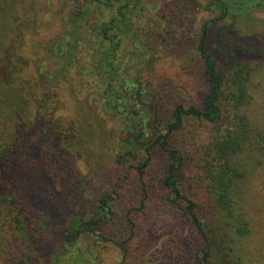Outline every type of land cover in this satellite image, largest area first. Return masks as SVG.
<instances>
[{
    "label": "trees",
    "instance_id": "16d2710c",
    "mask_svg": "<svg viewBox=\"0 0 264 264\" xmlns=\"http://www.w3.org/2000/svg\"><path fill=\"white\" fill-rule=\"evenodd\" d=\"M45 1L50 6V0ZM36 3L0 0V264H36V257L45 251L47 220H51L49 225L60 222L62 238L57 242L72 245L113 217V203L107 195L99 199L91 220L71 214L66 196L58 197L47 185L34 160L40 139L30 141L29 109L50 128V142L69 135L68 140L76 139L74 132L82 133L79 122L63 128L65 119L58 113L63 110L65 95L73 104L82 103L80 107L93 104L87 106L97 112L86 119L95 128L100 126L99 113L122 123L121 137L125 139L115 161L123 169L130 160L136 163L134 155L141 151L144 159L134 171L144 195L153 164L152 148L163 150L168 162L163 187L174 202L182 204L190 229L201 242L194 264H249L245 245L252 228L247 184L256 169L264 170V127L254 123L252 106L264 96V67H251L231 55L225 71H219L206 50L204 27L196 54L207 92L199 107L172 102L165 122L157 111L165 89L158 87L150 95L138 74H130L129 64L134 61L130 56H138L151 72L156 66L151 41L156 34L145 25V0H57L53 13L57 31L43 43L42 54L33 59L34 77L25 72L24 79L18 75L28 63L7 42L13 35L23 46L28 28L38 22L31 9ZM24 4L28 9L24 7L23 13ZM217 38L224 47L233 46L221 31ZM126 95L133 103L132 118L118 107L120 97ZM148 122H152V130L147 128ZM190 124L203 129L204 144L191 143L195 134L185 133ZM185 134L192 141L179 151L173 142ZM83 135L89 148L97 144L90 134ZM186 169L193 173L204 218L197 214V203L182 193L180 178Z\"/></svg>",
    "mask_w": 264,
    "mask_h": 264
},
{
    "label": "rangeland",
    "instance_id": "374dc122",
    "mask_svg": "<svg viewBox=\"0 0 264 264\" xmlns=\"http://www.w3.org/2000/svg\"><path fill=\"white\" fill-rule=\"evenodd\" d=\"M145 3L148 6L145 25L156 34L151 39L156 66L151 72L138 56H130L134 60L129 64L130 74L133 77L138 74L144 85H148L150 95L158 87L165 89V97L157 108L158 116L165 122L168 121L172 102L199 107L207 92L196 54L198 38L204 27L206 50L219 71H225V63L231 55L251 67H264L263 23H251L242 16L236 19L219 18L218 11H212L213 7L207 8L209 0H145ZM56 4L57 0H50V6L45 0H37L31 9L38 22L28 28L30 33L25 36L23 46L13 35L7 42L9 46L13 45L15 54L24 57L28 63L19 77L26 79L25 72L34 77L33 59L38 53L42 54L43 43L57 31L53 14ZM24 7L28 9L24 4L20 9L23 13ZM219 31L231 40L233 46L224 47L218 42ZM122 97L118 107L131 117L132 100L128 95L124 99ZM70 100L65 95L63 110L58 114L65 119L64 129H68L71 123L79 122L82 133L74 132L76 139L68 140L69 135L68 139L50 142V128L36 119L29 109L32 113L30 141L40 139L34 160L47 185L58 197L66 196V207L71 214L91 220L94 207L105 195L112 200L114 214L111 220L81 235L78 243L72 245L57 242L62 238L60 222L49 225L51 220H47L43 236L45 251L36 257V264H194L195 252L201 242L190 229L182 204L174 202L163 187L162 178L168 163L163 150L158 146L152 148L153 164L148 170L147 193L144 195L134 171L139 166L138 162L142 164L144 159L141 160V151L134 155L136 163L130 160L123 169L115 161L117 152L121 150L119 144L125 139L121 137L122 123L98 112L100 126L95 128L86 119L92 111L97 112V109L90 110L87 106L93 104L85 103L87 107H80L82 103L74 105ZM252 118L256 125L264 127V96L252 106ZM135 124H138L136 120ZM152 126V122H148L147 128L152 130ZM186 129L185 133L192 131L195 138L192 141V136L190 138L185 134L182 139H175L173 144L177 150H185L186 142L192 141L193 145L206 142L205 132L196 124H190ZM86 133L97 140L95 146L91 144L89 148L83 135ZM260 169H256L247 184L252 228V236L245 245L249 264H264V170ZM192 176L190 169L183 171L180 178L182 193L197 203V214L204 218L205 209L197 197L199 190L192 183Z\"/></svg>",
    "mask_w": 264,
    "mask_h": 264
},
{
    "label": "flooded vegetation",
    "instance_id": "af4514ba",
    "mask_svg": "<svg viewBox=\"0 0 264 264\" xmlns=\"http://www.w3.org/2000/svg\"><path fill=\"white\" fill-rule=\"evenodd\" d=\"M215 0H209V5ZM213 11H218L222 19L242 16L246 21L264 24V0H217L213 3ZM219 6L222 9H217Z\"/></svg>",
    "mask_w": 264,
    "mask_h": 264
}]
</instances>
